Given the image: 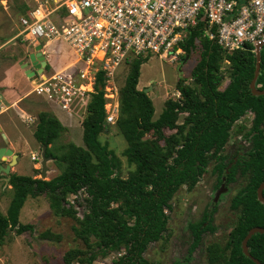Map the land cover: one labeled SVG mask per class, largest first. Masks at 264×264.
<instances>
[{
	"label": "trees",
	"instance_id": "16d2710c",
	"mask_svg": "<svg viewBox=\"0 0 264 264\" xmlns=\"http://www.w3.org/2000/svg\"><path fill=\"white\" fill-rule=\"evenodd\" d=\"M204 30V23H199L187 31L181 44L182 59L199 53L190 72L192 84L178 78L175 89L179 98L167 99L156 120H152V101L137 88L144 60L133 59L129 64L119 89L115 122L126 142L122 156L134 166L126 178L119 175L121 164L114 152L99 141L107 129L101 74L81 121L83 147L72 142L58 146L65 127L50 112L38 113L33 137L41 146L46 145V155L53 158L59 173L49 180L9 174L13 195L6 213L0 212V243L8 231L21 235L32 230L31 225L19 222V212L28 197L44 195L54 216L75 219L76 205L68 197L77 198L84 192L85 213L79 227L72 229L84 248L65 251L63 264H94L110 253L118 255L110 264H150L143 254L150 243L163 237L167 229L164 211L171 209V198L182 186L191 190L214 160L219 184L235 181L237 174L246 184L231 198L230 208L237 212V220L226 243L208 245L206 262L255 264L241 247L249 229L264 228V204L257 198V188L264 182V95L255 96L249 88L255 69L254 46L246 44L241 50L226 53L215 38L204 35ZM224 74L228 84L221 90ZM255 85L264 90V45ZM248 112L253 115L250 127L244 131L240 125L236 133L244 131L242 137L250 147L243 155L237 152L226 160L222 151L228 132ZM181 114L183 122L177 124ZM164 129L174 132L165 136ZM214 209L213 203L199 222L189 225V253L198 246L203 233L213 230ZM39 237L48 241L60 238L49 231ZM247 247L251 257L264 264V234H254Z\"/></svg>",
	"mask_w": 264,
	"mask_h": 264
},
{
	"label": "rangeland",
	"instance_id": "374dc122",
	"mask_svg": "<svg viewBox=\"0 0 264 264\" xmlns=\"http://www.w3.org/2000/svg\"><path fill=\"white\" fill-rule=\"evenodd\" d=\"M33 5V0H0V43L13 38L22 30L19 18L25 15ZM10 44H14V49H16L14 53L20 50L17 54L19 55L18 58L26 57L27 46L20 39H14ZM52 50L55 58L52 66L55 68L62 69L75 60L74 54L61 43L53 44ZM188 60V63L184 65L185 60L182 57L175 61H165L158 58L155 54L144 56V62L140 66L139 71L138 89L142 91L148 89L146 94L152 101L153 106L152 120L158 118L167 99L176 100L179 98V94L175 89L178 78L185 80V84H192L190 72L199 60V53L191 54ZM28 68H31L30 64H28ZM128 70L129 67L124 65L117 69L113 85L118 90L122 87ZM50 71H52L51 68L46 70L48 74H51ZM15 79L21 82L19 87L25 93L30 90V84L21 72ZM227 83L228 77L227 74H224L220 89L222 90ZM36 97L33 96L32 99L29 98L19 103L14 111L10 110L1 116L0 122L4 125H12V127L16 125L19 129L18 131H20L18 139L22 142L19 148L12 149L14 154L18 155L20 159L18 160V165L13 163L10 166L9 174L40 179V165L37 161L31 160V154H40L41 145L33 137V125L30 126L22 122L24 119L22 115H25L24 112L35 116L37 111L49 110L48 105L41 101L39 97ZM47 103L50 104L49 102ZM54 112L62 124L67 123L70 125L60 135L56 144L61 146L72 142L77 146L83 147L81 121L85 115V110L79 114L69 116L59 109H55ZM24 117L26 119L29 116L25 115ZM67 118H70L69 121L72 123L66 122ZM183 119L184 115L181 114L178 116L176 123L181 124ZM251 119L252 114L247 113L236 122L231 132H228L229 135L222 151L226 160L233 157L237 152L244 153L248 150L250 144L243 139L242 134L250 127ZM240 125L245 130L241 133H236ZM106 128V131L99 136V141L106 143L108 148L114 152L121 164L119 175L121 178H126L134 168L133 165H128L126 158L122 156V151L126 148V142L118 133L114 124L106 126ZM173 132V130L169 129L163 130L165 136ZM16 136H13V138H17ZM148 137L150 136L148 135ZM3 147L8 148V142H4L0 136V148ZM9 162L10 157H3V159H0V166L5 167ZM215 165L216 162L211 161L200 180L191 190L182 186L171 198L169 202L171 209L165 211L167 229L161 239L147 246L144 253L145 259L150 264H207L206 247L212 243H218L221 246L226 243L228 235L237 220V212L231 210L230 201L244 187L246 179L237 174L235 181L224 185L225 190L214 201L216 193L222 186L219 184L218 172L214 170ZM47 167L49 170L45 180H49L59 173L54 161L47 162ZM9 174L6 175L0 171V212L3 215L6 213L13 195L11 187L6 181ZM85 197L84 192H80L77 198L74 196L68 197V201L76 205L75 219L54 216L49 210L48 201L44 195L28 197L19 212V222L24 225H31L32 230L21 235H16L14 231H8L0 243V264H63L62 256L65 251L70 248L83 249V244L76 239L72 229L79 227L82 216L85 213L83 202ZM213 203L215 209L210 223L213 230L203 233L198 246L189 253L188 249L192 240L189 225L199 222L203 213L210 210ZM44 231L59 235V241L41 239L39 235ZM117 256L116 253H110L106 257L96 259L94 264H110Z\"/></svg>",
	"mask_w": 264,
	"mask_h": 264
},
{
	"label": "built area",
	"instance_id": "2783aa9c",
	"mask_svg": "<svg viewBox=\"0 0 264 264\" xmlns=\"http://www.w3.org/2000/svg\"><path fill=\"white\" fill-rule=\"evenodd\" d=\"M19 19V36L34 45L64 44L75 56L66 69L40 76L33 93L55 102L68 115L84 112L102 75L105 125L118 117L114 72L133 59L155 54L184 56L187 31L204 23L226 53L264 40V0H33ZM190 57V56H188ZM179 94V93H178ZM26 120L29 122L30 117ZM39 161V155L32 156Z\"/></svg>",
	"mask_w": 264,
	"mask_h": 264
},
{
	"label": "crops",
	"instance_id": "0c3cea01",
	"mask_svg": "<svg viewBox=\"0 0 264 264\" xmlns=\"http://www.w3.org/2000/svg\"><path fill=\"white\" fill-rule=\"evenodd\" d=\"M25 15H22L21 17H24ZM20 32L17 33L13 38H10V39L6 40L5 42L0 43V61H2V62H0V65H1L0 66V117L3 116L4 114H6L10 110L14 111L15 107H17L18 104L23 102L24 100H27L29 98L32 99L33 96H37V95H35L33 93V88L35 86V82H36V80L39 79L40 76L49 75L46 72V70L51 68L52 71H50V73L52 74V73H56V72L62 71V70L66 69L68 66H70L72 64V62H71L69 65L65 66L62 69H60L58 67L55 68L54 66H52V65H54V60H55V58L53 56L54 52L52 50V45L55 44V43H58V42L46 43L44 41H41V42H37L34 45L33 43H31V41L28 38L19 36ZM14 39H20V41L27 46L26 47L27 48L26 57L22 56L21 58H18L19 55H17V54L19 53L20 50H18L17 53H14L15 50H16V49H14V44H10V42L12 40H14ZM37 45H40V47H41L40 52H41L42 56L44 57L46 65L44 66V68L42 70V73H40V74L36 73L32 77V79H29V78L26 77L24 71H25V69H30L31 71H34V68L32 67V65L29 62L28 58H29V55L31 53H34V48ZM22 47H23V45H22ZM24 49H25V47H24ZM138 58H141V59L144 60V57H138ZM188 58L189 57L184 58V60H185L184 65L188 63V61H189ZM15 59H16V61H15ZM13 61H15V62L13 63ZM21 64L22 65L23 64H27L26 68L22 69ZM28 64L31 65V68H28ZM124 66H128L129 67V64L124 65ZM55 69H57V70H55ZM117 69L114 72V77L116 76ZM20 72L22 73L23 77L30 84V86H29L30 90L27 93H25L24 90H21V88L19 87L21 85V82L18 81L17 79H15V77L18 76V74H20ZM138 83H139V79H138ZM137 88H138V85H137ZM38 97L39 96H37L36 98H38ZM39 99L41 101H43L45 104L48 105V107H49L48 109L49 110L37 111L35 116H32L31 114H28V113L24 112L25 115H27V116H29L31 118V120L29 122L25 119V117H24L25 115L24 116L22 115V118H24L22 120V122H25L27 125H30V126L33 125V132L35 130V126H36V123H37V115H38L39 112H41V111L50 112L51 114H53L58 119V116L55 114L54 110L55 109L62 110L53 101L52 102L46 101L42 97H39ZM47 102H49L50 104H48ZM118 102H119V90H118ZM103 110H104V107H103ZM69 119L67 118L66 122L72 123V122L69 121ZM58 121H59V119H58ZM62 125L65 127V129L70 127V125H68L67 123H64ZM13 126L14 127H12V125H10V126L4 125V124H2V122H0V128L2 130V133L6 136V140H3V139L2 140L4 142H6V143L8 142V148L7 147H3V148H7V149H11V150L12 149H17V148L20 147V143H22V142H20V139H18V134L20 133V131H18L19 129L17 128L16 125H13ZM0 136H1V134H0ZM13 136H16L17 138H13ZM35 155H37V154L36 153H32L31 154V156H35ZM38 155H39V153H38ZM16 156L17 157H16L15 164L18 165V160L20 158H19L18 155H16ZM3 157H7V156H2V157H0V159H3ZM31 160H32V157H31ZM37 162L38 163L40 162V156H39V161H37ZM10 169H11V167H10Z\"/></svg>",
	"mask_w": 264,
	"mask_h": 264
},
{
	"label": "water",
	"instance_id": "95a60500",
	"mask_svg": "<svg viewBox=\"0 0 264 264\" xmlns=\"http://www.w3.org/2000/svg\"><path fill=\"white\" fill-rule=\"evenodd\" d=\"M264 45V40L259 41L258 43H256L254 45V53H255V69H254V73H253V77L250 81L249 84V88L250 91L253 95L255 96H261L264 95V90H259L255 83H256V79L259 75V71H260V49L263 47ZM40 45H37L34 48V53H31L29 55V62L31 63L32 67L34 68V71H31L30 69H25V75L27 78L32 79V77L38 73H42V70L44 68V66L46 65L44 57L42 56L41 52H40ZM22 69L26 68L27 64H21ZM148 91V89H145L143 92L146 93ZM0 134L3 140H6V136L2 133V130L0 128ZM2 156H7L10 157V162L8 163V165H6L5 167L0 166V171H2L4 174H9L10 172V166L16 162V154L13 153V151L11 149H7V148H0V157ZM40 179L45 180L46 174L49 170V168L47 167V162L49 161H53V158L51 156H47L46 155V145H42L40 148ZM6 181H9V177L6 178ZM224 184H222V186L220 187V189L218 190V192L216 193L215 197H214V201L215 199H217V197L220 195L221 192H223L224 189ZM264 190V182H262L259 187L257 188V198L258 200L264 204V196L262 194ZM254 234H264V228L261 227H253L251 228L246 236L244 237L243 241H242V251L244 253L245 256H247L248 258H250L255 264H261L258 260L254 259L251 257V255L248 252V247H247V243L249 241V239L254 235Z\"/></svg>",
	"mask_w": 264,
	"mask_h": 264
},
{
	"label": "flooded vegetation",
	"instance_id": "af4514ba",
	"mask_svg": "<svg viewBox=\"0 0 264 264\" xmlns=\"http://www.w3.org/2000/svg\"><path fill=\"white\" fill-rule=\"evenodd\" d=\"M248 113H250V112H248ZM252 118H253V115H252ZM251 121H252V119H251ZM246 141V140H245ZM249 147H250V145H249ZM245 153V152H244ZM243 152H239V155H243L244 154ZM212 161H214V160H212ZM211 162V161H210ZM223 181H224V179H222ZM222 184H224L223 182L221 183V185ZM225 185V184H224ZM259 187V186H258ZM264 191V190H263ZM262 194H263V192H262ZM165 211H167V210H165ZM164 211V212H165ZM166 214V213H165ZM261 228H263V227H261ZM250 230V229H249ZM246 236V235H245ZM145 253V252H144ZM143 257H144V254H143ZM145 258V257H144Z\"/></svg>",
	"mask_w": 264,
	"mask_h": 264
}]
</instances>
